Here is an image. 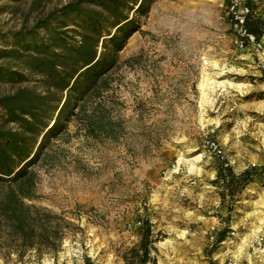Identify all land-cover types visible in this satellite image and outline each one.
Wrapping results in <instances>:
<instances>
[{"label":"rangeland","instance_id":"1","mask_svg":"<svg viewBox=\"0 0 264 264\" xmlns=\"http://www.w3.org/2000/svg\"><path fill=\"white\" fill-rule=\"evenodd\" d=\"M69 1L0 0V49L10 48V33L32 28ZM236 1L264 19V0ZM234 40L228 0H157L108 76L113 135L86 136L73 117L45 151L56 158L35 165L33 203L69 222L59 250L40 258L29 251L18 260L3 248L0 264H84L86 258L135 264L132 249L145 221L151 230L145 264H219L225 255L251 251L257 237L264 241V46ZM0 66L28 76L1 81L0 95L41 88L13 60L0 58ZM1 116L0 110V122ZM220 159L235 173L253 165L258 172L232 201L229 219L230 199L211 183ZM223 228L226 237L216 242Z\"/></svg>","mask_w":264,"mask_h":264},{"label":"trees","instance_id":"2","mask_svg":"<svg viewBox=\"0 0 264 264\" xmlns=\"http://www.w3.org/2000/svg\"><path fill=\"white\" fill-rule=\"evenodd\" d=\"M156 1L71 0L52 9L32 28L10 33V48L0 49V58L13 60L37 76L41 87H18L0 95V251L4 248L7 257L14 253L21 260L33 251L40 258L59 250L69 222L33 203L38 198L35 165L41 160L51 164L56 158L45 151L67 130L73 117L82 123L86 136L113 135L117 124L104 96L110 87L108 76L119 64V52L133 33L141 31ZM245 26L257 39L264 34V19L254 16L251 8ZM68 31L75 35L69 36ZM27 77L21 70L0 66V82H20ZM261 78L264 81V73ZM9 123L16 128L4 126ZM257 174L254 165L235 173L226 160H219L211 183L222 199H230L226 219L231 216L232 201ZM145 223L138 249H132L135 264L150 259L151 230ZM227 231L219 230L216 242L223 241ZM84 264L94 263L86 258Z\"/></svg>","mask_w":264,"mask_h":264},{"label":"built area","instance_id":"3","mask_svg":"<svg viewBox=\"0 0 264 264\" xmlns=\"http://www.w3.org/2000/svg\"><path fill=\"white\" fill-rule=\"evenodd\" d=\"M229 1L230 21L233 31L235 32V43L243 47L246 44H251L256 47L261 46V41L256 38L254 34L248 31L245 26L247 15L250 13V8L247 5L239 4L236 0ZM208 148L216 155L220 152V148L213 141L207 142ZM251 252L256 256L264 254V241L262 237H257L254 244L251 246ZM225 264H246V262L240 260L235 256H228L225 260Z\"/></svg>","mask_w":264,"mask_h":264},{"label":"crops","instance_id":"4","mask_svg":"<svg viewBox=\"0 0 264 264\" xmlns=\"http://www.w3.org/2000/svg\"><path fill=\"white\" fill-rule=\"evenodd\" d=\"M261 41L263 43L264 46V34L263 37H261ZM235 257L239 258L240 260L246 262V264H264V262H262V258L260 256H256L254 253H252L248 248L244 249L242 252L239 251H235V253L233 254ZM226 255L225 258H223L224 260H222V262H220V259L216 258L219 260V264H225V260H226Z\"/></svg>","mask_w":264,"mask_h":264},{"label":"water","instance_id":"5","mask_svg":"<svg viewBox=\"0 0 264 264\" xmlns=\"http://www.w3.org/2000/svg\"><path fill=\"white\" fill-rule=\"evenodd\" d=\"M52 123V122H51Z\"/></svg>","mask_w":264,"mask_h":264}]
</instances>
